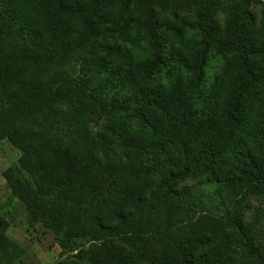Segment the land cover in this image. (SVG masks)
<instances>
[{
  "label": "trees",
  "instance_id": "obj_1",
  "mask_svg": "<svg viewBox=\"0 0 264 264\" xmlns=\"http://www.w3.org/2000/svg\"><path fill=\"white\" fill-rule=\"evenodd\" d=\"M5 139L67 264H264V0H0Z\"/></svg>",
  "mask_w": 264,
  "mask_h": 264
},
{
  "label": "rangeland",
  "instance_id": "obj_2",
  "mask_svg": "<svg viewBox=\"0 0 264 264\" xmlns=\"http://www.w3.org/2000/svg\"><path fill=\"white\" fill-rule=\"evenodd\" d=\"M209 70L208 79L213 82L219 67L213 63ZM107 122L108 119L103 117L90 126L96 133ZM20 155L21 151L9 140L0 142V264H67L72 259H78L75 255L77 251H65L60 247L53 229L40 221H32L26 206L12 194L5 171L11 166L20 168ZM195 182L192 179L186 183L191 185ZM260 207H264V203H254V208ZM252 216L253 212H250L249 217ZM82 243V248L90 245L87 240H82ZM209 248L206 246L197 254ZM80 262L89 264L88 259Z\"/></svg>",
  "mask_w": 264,
  "mask_h": 264
}]
</instances>
